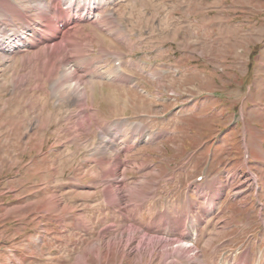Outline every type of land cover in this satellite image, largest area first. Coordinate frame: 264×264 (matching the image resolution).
Here are the masks:
<instances>
[{"label":"rangeland","instance_id":"374dc122","mask_svg":"<svg viewBox=\"0 0 264 264\" xmlns=\"http://www.w3.org/2000/svg\"><path fill=\"white\" fill-rule=\"evenodd\" d=\"M97 1L0 0V264H264V0Z\"/></svg>","mask_w":264,"mask_h":264},{"label":"bare ground","instance_id":"6f19581e","mask_svg":"<svg viewBox=\"0 0 264 264\" xmlns=\"http://www.w3.org/2000/svg\"><path fill=\"white\" fill-rule=\"evenodd\" d=\"M83 3L86 4V6L88 7L85 14L87 15H90L92 12H95V13H98V11L100 10V3L97 1V2H94L93 1H86V0H78L75 4H72L70 6V8H67L66 10H63L59 13V16L57 15V18H59V20H61L60 17H62L63 19L65 18H71V15L74 14L75 11H77L78 9V5H82ZM36 4V3H35ZM37 4L40 6L38 8V12L36 13L37 14V17L38 18H42L46 21V24H45V27L51 29V30H55L57 29L58 30V26L56 25V22L54 20V18H51V16L49 15V12L47 10V6H45L44 3L41 4V1L40 0H37ZM47 5V4H46ZM36 8V9H37ZM82 8V7H81ZM76 15V14H75ZM81 18V17H80ZM88 19V18H87ZM56 30V31H57ZM77 30V29H76ZM68 35V34H67ZM65 36V35H64ZM59 37H62L63 38V35L62 36H53L51 39L55 40V39H58ZM70 37V36H69ZM64 39V38H63ZM80 39V38H79ZM72 41V40H70ZM63 42V41H62ZM69 43V42H68ZM54 46L53 47H50L52 49V52L50 54V57H49V62L50 64H52L54 67L57 66L59 63H62V64H65L67 63L69 57L68 55L66 54V50L61 46V42H57V41H54ZM64 52V53H63ZM53 70V68H52ZM70 76L68 78H74V74L72 72V74H69ZM75 79V78H74ZM78 79V78H77ZM80 81V79H78ZM78 81V82H79ZM84 94V93H83ZM71 99V98H70ZM129 231V230H128ZM131 232V231H130ZM151 244H154L152 243V241H150ZM150 244V245H151Z\"/></svg>","mask_w":264,"mask_h":264}]
</instances>
